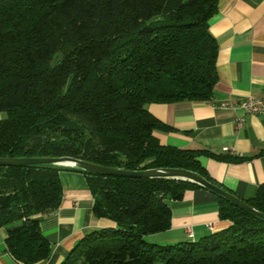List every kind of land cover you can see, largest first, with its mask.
<instances>
[{"label":"trees","instance_id":"obj_1","mask_svg":"<svg viewBox=\"0 0 264 264\" xmlns=\"http://www.w3.org/2000/svg\"><path fill=\"white\" fill-rule=\"evenodd\" d=\"M219 1L0 0V157L182 168L215 183L199 157L231 158L161 145L153 132L171 127L145 105L212 99L209 20ZM63 168L0 165V228L10 229L6 249L23 264L50 255L38 216L59 206ZM69 168L85 175L93 215L114 226L82 237L60 264H264V219L217 195L225 229L197 242L146 240L169 228L168 201L195 183ZM245 202L264 214V182Z\"/></svg>","mask_w":264,"mask_h":264},{"label":"crops","instance_id":"obj_2","mask_svg":"<svg viewBox=\"0 0 264 264\" xmlns=\"http://www.w3.org/2000/svg\"><path fill=\"white\" fill-rule=\"evenodd\" d=\"M209 29L217 42V81L212 99L148 103L145 108L171 127L153 132L161 145L230 157L219 160L200 156L199 161L216 185L245 200L264 182V116L221 109L215 104L264 94V0H220ZM62 167L60 204L38 216L41 234L51 252L46 260L32 264H60L82 237L114 226L112 221L93 215V196L85 175ZM168 204L170 226L147 235L150 243L164 246L197 242L229 225V221L218 217L215 194L202 187L187 189L180 200ZM186 226L191 228L192 236L185 231ZM7 231L0 228V264H23L6 249Z\"/></svg>","mask_w":264,"mask_h":264},{"label":"water","instance_id":"obj_3","mask_svg":"<svg viewBox=\"0 0 264 264\" xmlns=\"http://www.w3.org/2000/svg\"><path fill=\"white\" fill-rule=\"evenodd\" d=\"M0 165H57L76 167L83 171L106 176H122L130 178H170L184 180L195 183L200 187L212 192L213 194L220 196L227 201L239 206L240 208L264 219V214L249 206L244 199L238 198L237 196L219 187L215 183L208 181L198 173L182 168H149L140 170H127L122 168L101 166L70 156L35 158L0 157ZM18 227L19 226H15L12 229H17Z\"/></svg>","mask_w":264,"mask_h":264},{"label":"built area","instance_id":"obj_4","mask_svg":"<svg viewBox=\"0 0 264 264\" xmlns=\"http://www.w3.org/2000/svg\"><path fill=\"white\" fill-rule=\"evenodd\" d=\"M221 109H240L244 114H254L264 116V94L261 96L248 95L237 102L222 101L215 104ZM241 119H239V122ZM185 231L189 236H192L191 228L185 227Z\"/></svg>","mask_w":264,"mask_h":264}]
</instances>
